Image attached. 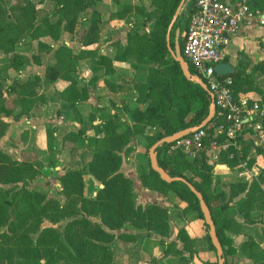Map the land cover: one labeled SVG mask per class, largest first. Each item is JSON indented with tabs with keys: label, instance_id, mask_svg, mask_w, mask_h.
Wrapping results in <instances>:
<instances>
[{
	"label": "crops",
	"instance_id": "crops-1",
	"mask_svg": "<svg viewBox=\"0 0 264 264\" xmlns=\"http://www.w3.org/2000/svg\"><path fill=\"white\" fill-rule=\"evenodd\" d=\"M46 1L36 4L37 18L50 11L41 14ZM15 4L16 0L0 1L1 7L6 5L0 16V83L4 96L13 100L15 95H7L5 89L16 78L25 80L35 75L43 78L47 66L55 61L54 51L64 44L75 56L74 76L78 87L85 85L87 97L70 106L68 101L58 95L68 86V80L58 78L52 83L42 84L38 94L32 97L33 103L26 113L14 116L19 111L18 105L13 114L5 115L0 112V117L7 122L5 133L0 137L1 150L6 151L8 144L17 145V141L25 133H29L33 143L37 139L35 149L29 151V161L34 164L37 163V156L44 153L40 150L38 136L42 139L46 134L48 147L49 139L53 143L50 150H57L62 146L57 141L65 139V131H76L75 135L80 139L79 146L83 151L81 153L86 154L87 151L90 157L94 146L89 145L87 138L97 139L100 144L121 156L119 171L131 180L136 203H155L167 207L172 216L168 236L141 232V236L128 240L115 238L112 261L116 264H217L215 250L201 241L205 239L206 228L196 212L186 210V202L169 191L162 192L143 183L149 159L144 152L145 146L148 144V137L156 133V126H141L135 122L132 111L143 106L142 91L138 86L143 80L144 71L140 68L142 65L134 66L136 60L133 56L127 54L122 57L123 52L117 48V44L124 47L128 44L129 31L142 19L140 13H136L140 9H137L136 4L125 0H101L94 8L81 12L77 19L79 35L87 32L92 10L95 9L100 14L98 29L94 34L96 40L84 45L64 30H61L58 39L48 35L31 38L25 28L26 20L8 9ZM148 6L144 5L143 9L150 11L152 8ZM253 6L264 11V3L253 2ZM81 24L85 25L83 29L80 28ZM148 30V26L140 28L141 32ZM40 43L42 50L39 49ZM45 45L50 47L48 51ZM37 54L40 56L38 63L33 61V56ZM224 61L233 66L234 72L242 70V77L247 83L250 81L240 95L264 102V24H259L255 17L249 23L241 24L225 47ZM54 111L63 112V115L57 117ZM65 114H73L72 123L69 120L64 122ZM105 124L109 128L116 127L112 133L105 134ZM63 126L67 128L63 129ZM252 135L256 137L255 133ZM252 135L243 138L237 163L232 166L219 161L223 153L216 161L205 157L212 164L211 193L223 191L226 195L222 204L226 208L220 211L219 217L227 221L224 233L235 249L233 253L224 256L226 264H264V205H255V201L249 207L244 204L250 184L257 181L260 174H264V138H252ZM66 149L62 150L63 154H56L55 165L50 167L59 170V176L72 161L67 156ZM9 150L12 158L22 159L19 156L13 157V152H17V149ZM243 169H247L249 177L238 175ZM194 179L199 181L197 176ZM239 180L247 183L246 189L230 196L231 184ZM259 185L264 190V180ZM180 229L185 231L182 238L178 234ZM126 232L137 233L130 229Z\"/></svg>",
	"mask_w": 264,
	"mask_h": 264
},
{
	"label": "trees",
	"instance_id": "trees-1",
	"mask_svg": "<svg viewBox=\"0 0 264 264\" xmlns=\"http://www.w3.org/2000/svg\"><path fill=\"white\" fill-rule=\"evenodd\" d=\"M49 1L53 2L52 9L38 18L35 7L43 0H16V4L9 6L8 9L13 13L20 14L26 20V31L33 39L42 35L58 39L61 30H64L84 45L91 44L96 40L94 34L98 29L99 12L95 9L92 10L90 25L87 32L82 35L77 34V19L81 12L88 8H94L101 0ZM179 1L161 0L157 4L154 0L152 5L155 4V7L150 11L141 8L138 13L142 19L129 31L128 44L125 47L117 44V48L124 54L122 57L130 54L136 60L134 66L142 65L140 68L144 71L143 80L138 86L142 91L143 106L141 109L132 111V116L135 122L141 126H156V133L148 137V144L144 151L146 155H148V148L157 139L182 128L199 124L208 113L210 103L208 91L184 77L178 62L170 56L166 45V29ZM193 8L194 0H190L188 11L191 12ZM5 9L6 5L3 7L0 5V16ZM147 26L149 27L148 31H140V28L144 29ZM185 31L186 24L183 34L180 32L179 35L181 50ZM173 38L174 28L170 32L171 47H173ZM44 47L47 51L50 49L47 45ZM39 49L42 50V43L39 44ZM166 55H169V58H166ZM17 56L21 58V56ZM54 56L55 61L47 66L43 78L37 75L25 80L16 78L10 86L6 87L7 95H15L13 100L4 96L3 86L0 83V112L5 115L13 114L18 105L19 111L14 116L26 113L33 103L32 97L38 94V89L42 84L52 83L58 78L69 81L68 86L58 95L61 99L68 101L70 106H74L76 101L87 97L85 85L81 87L77 85V78L74 76L75 56L71 49L62 44L54 51ZM33 61L38 63L40 56L38 54L33 56ZM189 69L192 73L193 69L190 65ZM242 76L243 71L240 69L229 74L230 89L236 99L242 97L240 93L250 84V81L248 80L249 83H247ZM194 103H197L198 107L192 110ZM218 118L219 115L216 113L214 119ZM6 127L7 122L0 117V137L4 135ZM114 127L116 126L109 128L108 124H105L104 133H112ZM87 141L89 145L94 146L88 160L87 171L99 181L100 186L93 197H85L83 195L85 172L80 169L67 168L58 178L59 191L67 198L64 204H60L54 199H46L42 193L27 187L28 182L37 176L38 166L36 163L33 164L24 159H14L6 151L0 149V184L14 185L9 189L0 186V227L7 225L10 209L17 216L15 222L8 224L11 229L29 219L39 223L45 215H50L51 221L71 218L65 229L66 242L59 241L54 236V229L48 227L38 238L39 246L27 247L29 249V264H110L113 259L112 246L115 237L108 230L127 228L137 232L136 234L122 232L120 239L122 237L126 240L141 236V232H153L160 236H168L171 231L169 223L171 216L167 207L155 203L145 205L136 203L131 180L119 171L121 156L113 149L100 144L95 138L89 137ZM49 144V147L53 146L50 139ZM166 147L167 145H161L156 148L158 164L171 176L185 178L201 192L215 223L223 255L233 253L235 249L224 233L228 223L219 217L220 211L226 208L225 204L222 205L226 195L223 191H218L216 194H212L210 191L212 164L206 161L204 155L195 159H186L180 153L167 154L164 152ZM223 154L219 159L220 162H225L230 166L237 163L238 152L233 154V157H229L227 153ZM195 176L199 177L198 182L195 181ZM263 180L264 174H260L259 179L250 184L244 201L246 207L251 206L254 201L255 205L258 203L264 205V190L259 185ZM143 183L156 187L162 192L172 191L176 197L186 202V210H194L206 228L205 239H201V241L206 242L210 249L215 250L198 200L185 183L163 181L151 169L149 159ZM246 187L247 183L244 181L234 182L231 184L230 196L244 191ZM18 195L26 202L24 213L17 212L14 206L13 200ZM79 202L82 203V207H79ZM81 211H85L86 215L98 216L106 229L99 223L90 222L87 216L81 214ZM76 215L80 216L76 217ZM89 226L92 227L91 230ZM178 234L182 238L185 231L180 229ZM74 237H77V241L74 240ZM20 238L23 242L31 244V238L25 232L20 235ZM48 249H56L57 252L47 254ZM0 250L3 253L1 260L10 262L13 258L12 252L3 247H0Z\"/></svg>",
	"mask_w": 264,
	"mask_h": 264
},
{
	"label": "built area",
	"instance_id": "built-area-1",
	"mask_svg": "<svg viewBox=\"0 0 264 264\" xmlns=\"http://www.w3.org/2000/svg\"><path fill=\"white\" fill-rule=\"evenodd\" d=\"M255 17L264 24V11L251 0H194L189 12L182 45V55L213 94L215 114L203 127L169 144L167 154L180 152L188 159L205 156L216 161L221 153L229 157L241 150L245 136L253 133L264 138V102L241 97L230 89L229 75H217L214 66L224 61L225 47L243 23ZM214 114V115H215ZM239 176L249 177L247 169Z\"/></svg>",
	"mask_w": 264,
	"mask_h": 264
},
{
	"label": "rangeland",
	"instance_id": "rangeland-1",
	"mask_svg": "<svg viewBox=\"0 0 264 264\" xmlns=\"http://www.w3.org/2000/svg\"><path fill=\"white\" fill-rule=\"evenodd\" d=\"M125 1L136 4L137 9L143 8L144 5L145 6L149 5L152 9L153 7H155V4L152 5V3H154V0H125ZM155 1L157 2V4H159L161 0H155ZM252 1L257 2L258 4L264 3V0H252ZM189 4H190V0H185L183 7L181 9V12L177 16L172 26V28H174V35H175V30L177 28H179L180 32H182L183 34L184 25L187 23V17L189 14V11H188V8L190 6ZM43 6L44 7L42 9L41 14L45 13L46 11L51 10L53 7V2L47 0L43 4ZM138 12L136 11V13ZM80 26H81L80 28L83 29L85 25L81 24ZM166 58H169V55H166ZM196 107H198V104L194 103L192 110H194ZM54 115H56L57 117H60L61 115H63V112L54 111ZM65 116H66V119L64 120V122L66 120H69L70 123L73 122L72 121L74 120L73 114H70V115L65 114ZM64 128L66 129L67 126H63V129ZM65 132H66L65 139L62 141L60 140L57 141L58 144L62 145L59 149H57L58 151L56 149L50 150L46 142L48 141V137L45 138L46 134L43 135L42 139L40 136H38L40 148H41L40 150H43L44 153L43 151H40V153H43V154L41 156H37V159L39 161L35 159L37 160L36 164L39 168L38 173H37V176L31 179L27 185L29 189L36 190L42 193L43 195H45L46 199L57 200L60 204H64L67 201V198L65 197L64 194H62L59 191V188H60V183L58 180L59 170H54V169H51L50 167L55 165L54 161L57 158L56 154L57 153L63 154L62 150L66 149L67 147L71 146L69 149L67 148L66 150H67V156H69V158L72 160L68 163L69 167L67 168L80 169L85 172L83 176L84 178L83 195L87 198L93 197L98 191V187L100 186L99 181L91 173L87 171L88 170V160L90 156L87 151H86V154L81 153L83 151L81 150V147L79 146L81 145V143H79L80 139L77 138V136L75 135L76 131H65ZM252 138H258V137L257 136L255 137L252 135ZM16 144L17 145L15 146H13L12 144H8L7 145L8 149L6 151L8 152L9 149H11L12 151L17 149V152H13L14 153L13 157L19 156L22 159L30 160L29 157L31 156V154L29 155L30 153L29 151H33V149H35L37 145V139L34 140V143H33L31 141V138L29 137V133H25L23 138L17 141ZM26 144H28V147ZM31 145H33L34 147H31ZM0 149L2 148L0 147ZM168 149H169V144L167 145L164 152L167 153ZM55 150H56V153H55ZM176 153H180V152H176ZM10 154L12 156V152ZM87 155L89 156V158ZM180 155L186 158L183 154L180 153ZM63 169H65V167ZM0 186L6 189L14 187V185H11V184H8V185L0 184ZM18 186L20 187L21 185H18ZM169 192L173 194L172 191H169ZM173 196L175 195L173 194ZM13 202H14V206L16 207L17 212H21V213L25 212L26 202L24 201V199H22L20 195L16 196ZM79 207H82L81 202H79ZM9 213L10 215L8 217L7 225H3L0 227V247L10 250L12 252L13 258L10 260V262L7 260H4V261L1 260L3 253L0 250V264H29V261H28L29 249L27 247L28 246H34V247L39 246L37 242L38 238L40 237L41 233L48 227H52L54 229V236H56L59 241L66 242L65 229L67 227V224L71 220V218H62L57 221H51V216L45 215L39 223H37V221L35 220L29 219L27 220V222H23V224L11 229L8 224H10L11 222H15L17 220V216L12 213L11 209L9 210ZM81 214L87 216L90 222L95 223V224L96 223L101 224L100 218L98 216L86 215L87 213L85 211H81ZM79 216L80 215H76V217H79ZM101 226L106 229L104 225L101 224ZM89 229L91 230L92 227L89 226ZM128 230L129 229L127 228H122V229L108 230V231L112 233L115 238H120V235L122 234V232L128 231ZM24 232L31 238V244H27L23 242V240L20 238V235ZM90 232H93V231H90ZM74 240L77 241V237H74ZM114 240H113L112 249L113 247H115ZM48 250L49 251L47 252V254L57 252L56 249H48ZM110 264H116V263L114 261H111Z\"/></svg>",
	"mask_w": 264,
	"mask_h": 264
},
{
	"label": "water",
	"instance_id": "water-1",
	"mask_svg": "<svg viewBox=\"0 0 264 264\" xmlns=\"http://www.w3.org/2000/svg\"><path fill=\"white\" fill-rule=\"evenodd\" d=\"M185 0H180L173 15L172 18L167 26L166 29V34H165V38H166V45L169 51L170 56L178 62L180 69L182 71V74L184 75V77L188 80H190L191 82L199 85L200 87H202L203 89L207 90L210 96V103H209V107H208V113L207 115L201 120V122L197 125H192V126H188L185 128H182L180 130L174 131L173 133L163 136L159 139H157L149 148H148V157H149V163H150V167L153 171H155L159 177L165 181V182H173V181H179V182H183L185 183L188 188L191 190V192H193V194L196 196L197 200H198V204L201 210V213L203 215L204 221L208 226V234L211 240L212 245L215 248V252L217 255V264H224L225 262V257L223 255V248L221 246V243L217 237L216 234V229H215V223L213 221L211 212L209 207L207 206L202 194L200 191H198L193 184H191L190 182H188L185 178L181 177V176H171L167 171H165L157 162V156H156V148L161 146V145H168L172 142H174L176 139L189 134L190 132L195 131L197 128L199 127H203L204 125H206L210 120H212L214 114H215V105H214V101H213V94L208 90L206 84L203 82V80L201 78H199L198 76L194 75L191 73L190 69H189V64L188 61L184 58V56L182 55L181 49H180V45H179V35H180V30L179 28H177L175 30V35H174V39H173V47L170 46V32L172 29V26L177 18V16L179 15V13L181 12V9L183 7ZM214 70L216 72L217 75H228L234 72V68L231 64H229L228 62H221L218 63L214 66Z\"/></svg>",
	"mask_w": 264,
	"mask_h": 264
}]
</instances>
